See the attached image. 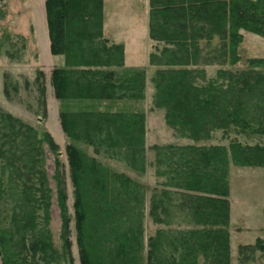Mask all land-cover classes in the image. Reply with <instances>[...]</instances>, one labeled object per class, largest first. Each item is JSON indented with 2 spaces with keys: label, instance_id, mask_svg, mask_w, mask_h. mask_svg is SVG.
<instances>
[{
  "label": "rangeland",
  "instance_id": "1",
  "mask_svg": "<svg viewBox=\"0 0 264 264\" xmlns=\"http://www.w3.org/2000/svg\"><path fill=\"white\" fill-rule=\"evenodd\" d=\"M66 1L71 18L65 44L59 48L63 54L56 56L49 45L47 0H0V148L9 152L7 161L0 157V236L6 239V256L0 248V264H41V255L31 251L38 240L61 256L66 240L69 264H82L72 156L79 169L91 264H121L128 255L129 264H219L223 251L217 243L227 232L230 254L221 264H264V247H256L258 239L264 240V166H240L230 155L233 142L264 146V129L255 124L248 129L231 126L212 131L207 139L189 138L180 125H170L169 108L155 102L154 78L170 67L162 66L166 61L150 64V54L166 46L149 36L151 0H106L108 22H117L114 38H118L115 31L122 29L119 40H130L126 42L132 56L128 65L120 63L122 53L104 32L94 42L83 43L99 59L75 47L72 41L82 29L74 15L83 3ZM93 1L91 8L98 9L100 1ZM104 9L105 0L103 14ZM239 33L242 39L236 47L230 39L203 41L198 49L199 65L171 68L192 70L200 77L195 82L200 87L219 78L222 83L221 74L226 72H264V35L245 29ZM224 45L225 51L212 53ZM212 57L216 60L205 61ZM65 69L78 97L60 100L53 75ZM88 83L95 88L114 84V99L104 98L101 91L95 96L81 93L79 89H88ZM63 113L70 115L71 137L62 129ZM105 114H119V126L109 128L103 123L99 115ZM2 115H11L27 129L16 124L13 131L11 122L1 121ZM134 115L145 117L141 144L137 141L142 121ZM50 137L58 145L56 150ZM190 146H219L228 152L230 164L224 171L230 192L222 197L230 202L227 225L217 217L222 204L212 201L217 198L214 191L219 190L215 185L219 161L212 154L204 165L202 152ZM61 190L66 191L64 203ZM15 215L19 216L14 222ZM241 246L248 248L242 252ZM61 264H68L67 260Z\"/></svg>",
  "mask_w": 264,
  "mask_h": 264
},
{
  "label": "trees",
  "instance_id": "2",
  "mask_svg": "<svg viewBox=\"0 0 264 264\" xmlns=\"http://www.w3.org/2000/svg\"><path fill=\"white\" fill-rule=\"evenodd\" d=\"M100 1L98 9H92L91 4L93 0H82L83 5L81 9L77 10L74 15L77 20L80 33L75 36L72 43L80 51L82 49L93 53V50L87 49L83 43L94 42L97 35H103L104 28V14H103V0ZM53 3H56L53 5ZM47 12L49 19V36L51 39V51L53 55H61L63 52L59 49L65 44V32L67 21L69 17V10L67 8L66 0H47ZM54 7H58L59 11L54 12ZM245 29L257 35H264V1L263 0H151V16L149 14V33L150 38L154 41L164 42L165 49L161 52L157 49L156 52L150 54V64L158 65L166 61L165 65L170 68L167 70H160L154 82L157 87V94L155 98L156 105L169 108L168 121L170 125H180L183 131L189 138L197 141L210 138L211 132L218 130H228L231 126H242L248 129L252 124L257 125L260 130L264 129V72L252 70L240 74H230L228 72L222 73V83L212 81L205 86H197L196 80L200 77L192 70L185 68H171V66H197L199 65V45L200 42L208 41L213 43L219 37L222 41L226 42L231 40V43L236 47L242 39L239 31ZM227 45L214 52L225 51ZM116 50L122 53L121 62L125 65L124 46L117 45ZM194 49L192 52L191 50ZM222 49V51H221ZM233 55V51L231 52ZM223 55V54H222ZM224 55H228L226 52ZM216 57L206 59L205 61H214ZM103 63L102 60H99ZM227 61V60H225ZM204 62V61H203ZM256 62L252 63L255 64ZM67 67H71L70 60H67ZM167 72L171 74H167ZM66 73V79L63 75ZM141 73V72H139ZM144 73V72H142ZM69 71L56 70L53 75L56 96L58 99L77 98L71 90V80L69 78ZM169 77V78H168ZM228 77V78H227ZM144 79V77H143ZM167 84H171L167 86ZM88 89L79 90L81 93H87L88 96H95L98 91L106 99H114L116 88L113 84L100 86L99 88L93 87L91 83L87 84ZM239 86L238 88H236ZM145 85L141 88L143 90ZM63 89V90H62ZM251 102L250 106L247 104ZM174 103V104H173ZM117 115H99V119L108 125L109 128L119 126ZM69 114L63 113L60 115L61 125L63 131L71 137L69 130L70 124L67 120ZM7 119L12 124V130H16V124H21V121L15 120L11 115H2L1 121ZM134 119L142 121V133L137 143H143L144 136V116L134 115ZM78 122H74L76 126ZM20 129L26 130V126H19ZM50 143L53 150H56L58 145L50 137ZM46 141V140H44ZM135 141V140H133ZM42 142V141H40ZM230 147V155L232 161L240 166L263 167L264 166V146H245L233 142ZM129 145H134L131 142ZM191 150H196L194 146H190ZM4 147L0 148V157L7 161L6 155L9 152L4 151ZM69 150L74 151L73 146ZM201 156L206 159L204 165H208L211 161L209 156L214 154L215 161H219L220 166L215 168V172L220 174L215 180V185L219 190H215V195L219 197L213 198L217 205L222 204V208L218 210V219L220 224L227 225L230 220V202L228 199L222 197L229 196L230 188L227 181V175L224 168L229 165L228 152L226 149L219 146L202 147L199 149ZM226 154V158L220 159L219 157ZM73 158V156H72ZM71 158V167L73 171L74 184L77 187V212H78V233H79V246L81 252L82 264H91L90 252L87 248V235L85 233V215L81 206V181L78 176V171L75 168L74 160ZM135 158V156H134ZM78 164L80 160L77 159ZM203 165V166H204ZM205 167V166H204ZM27 169L26 167H24ZM193 175V174H192ZM1 182V180H0ZM45 192H42L44 195ZM23 194L27 195L25 192ZM61 202H66V191L61 190ZM65 212V211H64ZM19 215L14 216V222ZM30 225V224H29ZM2 232L1 234H3ZM65 240V239H64ZM5 237L0 236V248L2 253L6 256ZM31 251L34 255L38 253L41 255L40 263L44 264H61L63 260H67L69 264L71 251L70 244H64L63 256L57 249H52L48 244H40V240L35 241ZM257 249L264 247V240L258 239L256 243ZM219 251H223L220 256L219 264L227 261L228 254H230L229 234L225 235V239H221L217 243ZM248 248L241 246L242 252ZM253 248V247H250ZM28 251V250H27ZM51 254V255H50ZM206 261L209 259L204 255ZM131 259L129 255L125 258V262L121 264H129ZM26 260V258H25ZM182 264V263H180ZM210 264V263H209Z\"/></svg>",
  "mask_w": 264,
  "mask_h": 264
},
{
  "label": "crops",
  "instance_id": "3",
  "mask_svg": "<svg viewBox=\"0 0 264 264\" xmlns=\"http://www.w3.org/2000/svg\"><path fill=\"white\" fill-rule=\"evenodd\" d=\"M115 18L117 19V17H115ZM116 23L117 22L115 21V19L114 20H111L110 22H108V19H107V10H106V0H105L104 28H103L104 34H105V36L109 37L112 40V42L116 43L117 45H123L124 46L125 65H128L127 64V60H128L129 57L132 58V56H130L129 48H128L126 42L130 43V40L127 39V38H125L126 42L119 40V38L121 37L120 34L123 32L122 29H117L115 31V34H118V38L117 39L114 38L113 29H114V27H116ZM123 29L125 31V34L128 35V30L125 29V28H123ZM49 45L51 46L50 38H49ZM232 209H233V207H232ZM230 235H231V246H232V253H233L234 252V247H233V243H232V238L233 237H232V234H230Z\"/></svg>",
  "mask_w": 264,
  "mask_h": 264
}]
</instances>
